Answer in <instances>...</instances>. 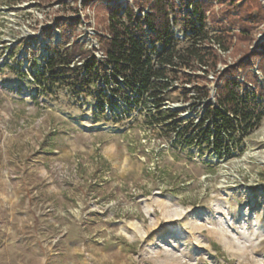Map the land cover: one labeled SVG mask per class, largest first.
Here are the masks:
<instances>
[{"label": "rangeland", "instance_id": "374dc122", "mask_svg": "<svg viewBox=\"0 0 264 264\" xmlns=\"http://www.w3.org/2000/svg\"><path fill=\"white\" fill-rule=\"evenodd\" d=\"M90 1L0 0V264H264V115L252 132L227 136L221 152L207 141L212 117L194 128L217 106L228 66L253 90L238 66L250 60L264 88L260 57L235 39L227 52L216 44L222 62L206 68L208 76L194 60L188 64L196 66L190 80L199 90L174 86L160 94L158 109L151 92L129 89V101L107 103L95 84L85 94L66 82L48 89L39 79L51 45L101 43L100 2L142 6ZM222 7L215 2L206 11L212 39L199 49L238 30ZM70 18L78 25L65 41ZM255 35L251 51L264 24Z\"/></svg>", "mask_w": 264, "mask_h": 264}, {"label": "trees", "instance_id": "16d2710c", "mask_svg": "<svg viewBox=\"0 0 264 264\" xmlns=\"http://www.w3.org/2000/svg\"><path fill=\"white\" fill-rule=\"evenodd\" d=\"M239 1L240 3H238ZM87 2L90 3L91 1L87 0ZM134 2L151 7L153 12L146 20L151 24L153 31L156 32V39L163 43L164 52H167V49L171 46L168 9L172 1L134 0ZM215 2L220 5L224 4V7L220 10L225 13L227 22L232 23L238 30L233 32V36H230V38L220 36L216 41L210 42L208 48L199 49L197 43L202 44L205 37L208 41L212 39L204 32L207 18L205 13L213 8ZM190 3L194 6L195 12L199 14L196 21L190 19L191 25L200 24L194 27L195 43L187 47L183 53L172 47L167 52L166 57L162 59V63H172L175 55L177 56L178 65L193 57L195 63L207 66L209 70H214L218 63L222 62L220 59L221 54L218 53L216 50L218 48H215V45L218 44L223 51L227 52L232 47V42L235 39L236 44H243L245 52L249 55L260 57L258 68L264 74V39L258 43L257 49L250 50V46L257 40L255 30L264 24L262 0H230V2H223V0H190ZM96 9L98 21H100L98 23L103 26L109 35L101 36V48L106 54L105 65L106 62L111 65L113 77L120 74L125 77L126 85L133 87H136L135 81L138 80L142 81L146 87L154 85L151 81L152 76L163 75V71L153 68L150 50L137 38L138 35L142 34L141 19L137 18L138 30H135L134 27L132 28L134 22L131 9L128 13L127 22L116 16L115 13L118 9H112V5L105 6V3L100 2ZM105 9L106 12L102 15L101 11ZM70 19L72 24L69 25L66 21L63 24L64 32L62 35L65 41L69 40L67 31L69 29L74 30L78 25V18ZM225 33L230 35V30L227 29ZM78 62H82V64L78 65ZM71 64L74 65L71 66ZM98 65L99 61L95 55L75 38L72 42L63 45L54 44L50 46V54L45 58V71L40 74L39 81L41 84H45L48 89L52 84L66 82L74 93H85L91 90L92 85L94 86ZM238 66L244 69V80L251 79L254 82V89L252 90L247 86L243 88L247 83L240 82L236 72L229 73L230 66H228V70L225 69L226 71L221 73L218 79V81H223L217 91V106L209 109V114L203 115L199 124L194 127L206 125V120L212 117L214 129H211L212 126L206 127L207 141L218 152L226 148L224 139L227 136L237 132L243 134L252 132L259 125L264 115V101H261V99H264V88L258 83L256 76L252 74L253 65L250 60L242 59ZM102 74L107 77L108 72L105 70L102 71ZM251 75H253V78H251ZM114 91L124 92V88L116 85ZM99 96L102 97L101 92Z\"/></svg>", "mask_w": 264, "mask_h": 264}, {"label": "built area", "instance_id": "2783aa9c", "mask_svg": "<svg viewBox=\"0 0 264 264\" xmlns=\"http://www.w3.org/2000/svg\"><path fill=\"white\" fill-rule=\"evenodd\" d=\"M172 6H169L168 9V19H169V28L171 33V46L167 49V52L172 49V47L177 48L178 44L183 43L185 40H191V43L194 41V33L191 31V20L196 21L199 18V14L195 12L194 6L190 3V0H171ZM131 2H133L131 0ZM144 5H135L134 3L128 2L125 4V6L122 5H113L112 9H118V11L115 13L118 18H121L124 22L128 21L129 16V10H132V20L134 22V26L132 25V28L134 27L135 30H138V24L136 22L137 18L141 19L142 22V34L138 35V40H141L144 45L150 50L151 53V59L153 62V68L155 70H161L163 71V75L160 76H152L151 81L154 85H149V87H146V85L138 80L135 81L136 87L126 85L125 77L118 74L113 77L111 65L108 64V68L106 71L108 72L107 77H105L101 72L97 71V75L95 78V86L98 97L100 92L102 94V101L104 102H113V100L121 99L122 97L129 101L130 98L126 94L128 93L129 89L133 92L139 91L140 93L144 92H151L152 99L155 103V108L158 109L162 103H164V100L160 98V94L169 93L172 89H174V86H177L176 89L180 92H196L199 90L196 86H192L193 80H190L191 76L193 77V71L194 67L191 65H188L190 63V60H194L193 57L188 58L185 63H179L177 62V56L175 55L173 57L172 63H162V59L166 57L167 52H164L163 50V43L161 41H158L156 38V32L153 31L151 24L147 22V17H149L152 14V9L149 5L148 10H145L143 7ZM99 34V29L96 28L95 31H93V35H95L97 38ZM103 36H109L107 31L102 30ZM77 40L84 44L85 48L90 51L92 54L95 55L97 60L99 61V64L101 62H105L106 60V54L104 50L101 48V43L94 42L91 40L90 44L88 42H82L77 38ZM200 42V41H199ZM193 45V44H192ZM197 46L199 44L197 43ZM157 47H161V50L157 52ZM190 47V46H188ZM186 49V48H185ZM183 49V52L184 50ZM46 58V57H45ZM177 62V63H176ZM45 63V61H44ZM82 62H78V65H81ZM199 64V63H198ZM74 64H71L73 66ZM107 65V64H106ZM105 65V66H106ZM194 65V64H193ZM205 69L208 68L207 66H203ZM173 71L174 73H183L188 74V78L186 81H182L177 77L170 78L168 72ZM209 71L206 69L203 71V75L208 76ZM190 75V76H189ZM47 76V75H46ZM36 77H33L35 80ZM122 86L124 88V92H115L114 87L115 86ZM84 93V92H82ZM85 94V93H84ZM142 96H139L137 101L141 100ZM177 107V106H176ZM101 110L104 111V107L101 106ZM106 112V111H104ZM107 113V112H106ZM113 111H111L108 115H112ZM172 119V118H169Z\"/></svg>", "mask_w": 264, "mask_h": 264}]
</instances>
